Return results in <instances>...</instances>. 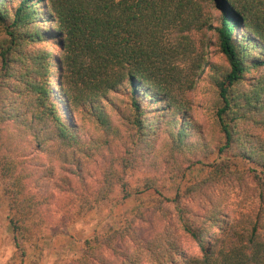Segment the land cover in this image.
Returning <instances> with one entry per match:
<instances>
[{"label": "trees", "instance_id": "trees-1", "mask_svg": "<svg viewBox=\"0 0 264 264\" xmlns=\"http://www.w3.org/2000/svg\"><path fill=\"white\" fill-rule=\"evenodd\" d=\"M115 189L149 192L148 209L75 264H264V0H0V197L19 257Z\"/></svg>", "mask_w": 264, "mask_h": 264}, {"label": "rangeland", "instance_id": "rangeland-1", "mask_svg": "<svg viewBox=\"0 0 264 264\" xmlns=\"http://www.w3.org/2000/svg\"><path fill=\"white\" fill-rule=\"evenodd\" d=\"M218 56V53L212 52L211 58H213L212 60H218ZM196 96V98H200V94ZM198 116L206 124L205 116L200 111H198ZM29 156L27 154V158ZM27 163L30 166L31 162ZM97 174L93 173L88 176L87 182L95 179ZM140 176H142V172L139 170H136L134 176H128L131 186L141 183L140 179H138ZM71 178L73 182L74 178L72 176ZM53 180L50 182L49 189H52ZM192 180L193 177L191 175L186 176L182 179L181 186H187ZM162 184L164 186L163 194L166 196L174 195L175 186H172L165 179H162ZM248 185L252 186L253 183L249 180ZM150 195L149 192H145L140 197L131 195L128 198H121L122 195L119 189H115L106 203L100 204L91 212L82 214L71 221L64 219L60 221L59 219H62V216L56 214L48 223L42 225L35 235L29 236V240L25 241L26 255L22 258L19 257L7 228L6 207L0 197V264H75V259L84 248L83 242L85 239L104 234L114 222L118 223V221H123L126 218H132L138 209L146 212ZM56 197L64 198L65 195L59 194ZM236 198L235 193L233 202H236ZM141 201H144V203L137 205ZM148 218L149 220L151 219L149 214L146 221ZM146 221L135 220L136 229L138 231H142L144 228L148 229L149 226ZM158 222V217L155 214L154 223ZM183 245L189 252L198 251L196 243L189 237L183 238Z\"/></svg>", "mask_w": 264, "mask_h": 264}]
</instances>
